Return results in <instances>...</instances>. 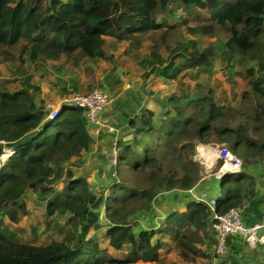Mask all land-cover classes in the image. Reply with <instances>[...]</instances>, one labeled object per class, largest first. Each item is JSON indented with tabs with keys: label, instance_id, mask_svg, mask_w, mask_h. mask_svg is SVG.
Returning a JSON list of instances; mask_svg holds the SVG:
<instances>
[{
	"label": "trees",
	"instance_id": "trees-1",
	"mask_svg": "<svg viewBox=\"0 0 264 264\" xmlns=\"http://www.w3.org/2000/svg\"><path fill=\"white\" fill-rule=\"evenodd\" d=\"M177 9L186 17L207 12L214 25L187 28V33L220 34L222 58L230 70L234 65L246 67L247 89L241 92L239 104H219L208 92L185 104L178 96L164 97L171 109L156 121L152 111L142 110L139 127L128 120L135 134L144 135L139 151L128 144L120 146L111 180L95 198L86 179L71 171L60 190L48 187L71 158L80 157L91 145L92 132L83 110L63 104L48 120L43 102L36 104L32 85L13 92L0 90V157L6 148L12 150L0 163V212L17 223L25 208L22 196L37 191L50 195L47 216L70 214L81 229L68 242L41 246L13 242L0 229V264H154L166 246L195 256L201 253L196 245L204 244L209 234L215 245L207 207L190 199L183 212L165 213L161 200L164 194L181 193L202 181L201 165L194 159L197 145H223L242 167L264 169V0H0V50L20 45V56L27 51L32 64L63 59V66L77 67L82 59L108 60L104 51L108 37L122 42L162 31L152 40L149 57L154 71L173 80L178 71L209 68L215 55L214 47L199 51L192 40L170 47L181 34L166 18L158 22L157 17L173 16ZM183 25H188L186 18ZM161 48L167 51L165 59ZM177 57L181 63L174 69ZM204 151L199 160L203 161ZM220 165L219 161L217 168ZM259 204L253 176L241 170L220 178L217 213L238 210L246 226H252L263 218ZM100 206L109 248L127 247L122 259L110 257L96 239L86 238L91 228L99 227L90 210ZM153 211L156 219L160 214L163 219L148 220V228L134 231L135 217ZM237 238L227 237L228 255L220 264L232 262L240 252ZM212 257L217 259L214 253Z\"/></svg>",
	"mask_w": 264,
	"mask_h": 264
},
{
	"label": "rangeland",
	"instance_id": "rangeland-1",
	"mask_svg": "<svg viewBox=\"0 0 264 264\" xmlns=\"http://www.w3.org/2000/svg\"><path fill=\"white\" fill-rule=\"evenodd\" d=\"M163 17L181 34L180 37H174L170 47H173L176 42L187 44L192 40L196 43L199 51L208 46L215 48L213 63L209 68L178 71L173 80L161 76L156 70L154 71L149 57L150 47L152 40L158 38L162 31L136 35L122 42L108 37L105 39L104 46V51L109 57L108 60L82 59L77 67L63 66V59L48 61L45 64H32L28 60L27 51L20 56V45H18L0 50V90L13 92L32 85L36 89L34 93L36 104L39 105L42 101L45 110L48 103L59 105L69 95L86 94L94 89H100L113 99L112 104L102 112V120L119 129V147L128 144L138 151L141 141L144 140V135L135 134V129L129 126L128 120L133 121L136 128L139 127L141 125L140 114L142 110L148 109L154 113L153 120L156 121L163 116L165 110L171 109L170 106L165 105L164 97L166 96H178L185 104L189 99L212 92L213 100L219 104L238 105L241 92L247 89L246 67L234 65L233 70H230L228 63L222 58L221 45L224 39L220 34L202 36L187 33V28L214 25L209 20L208 13L200 11L198 16L186 17L181 10L177 9L173 16L159 15L158 22H161ZM185 18L188 21L187 26L183 25ZM129 48L132 50L129 51ZM160 54L164 59L167 57V51L164 48L160 49ZM180 63L181 60L177 57L173 64L174 69H178ZM102 134L101 137H97L96 143L91 142L89 148L80 157L71 158V161L64 165L60 176L50 181L48 187L56 191L60 190L67 180L66 172L71 171L75 177L80 176L87 179L90 185L89 191L95 198H99L104 193L114 172L113 168L104 162L110 145L108 136ZM206 146H196L200 147L198 158L200 153L205 150L203 152L204 163L200 160L204 165H201V176L214 179L218 170L216 169L217 162L212 164V158H207V155L215 148V145H210V150L205 149ZM196 158L195 149L194 159L196 160ZM262 169L261 171L264 172ZM116 178L123 181L121 177L117 176ZM219 183L220 179L215 185L218 191ZM216 196H218L217 193L211 195L207 192L208 199ZM169 197L164 199V203L161 204V210L165 213L179 210L182 207L178 205L180 198ZM49 198V194L44 196L37 191L25 193L21 199L25 208L18 213L17 223L10 222L6 215L0 212V229L4 235L13 242L35 246L47 245L52 242H68L72 237H77L80 234V225L72 221L70 214L46 215V204ZM154 212L135 217L134 231L148 228L146 225L148 220L155 219L152 223L160 222L155 218ZM90 213L97 218L99 227L91 228L86 238L96 239L105 253L108 249L107 255L112 258L124 256L127 247L115 251L109 248L106 242L104 233L107 229V222L104 219L102 206L90 210ZM160 213L162 212L160 211ZM211 239L212 236L209 234L208 240L205 239L204 244L196 245L201 253L195 256L182 255L173 246H166L160 252V261L154 264H210L209 258H214L212 256L215 248V245L209 242Z\"/></svg>",
	"mask_w": 264,
	"mask_h": 264
},
{
	"label": "built area",
	"instance_id": "built-area-1",
	"mask_svg": "<svg viewBox=\"0 0 264 264\" xmlns=\"http://www.w3.org/2000/svg\"><path fill=\"white\" fill-rule=\"evenodd\" d=\"M112 102L113 99L110 95L100 89H94L86 94L69 95L67 98H64L59 105L48 103L45 106V111L47 112V119L52 120L57 116V113L63 104L71 105L83 110L92 135L96 138L102 133L108 136L110 146L108 153L105 156V161L107 165L113 168L117 164L120 151V132L118 128L106 124L101 118L104 109L110 106ZM200 147H196L197 156ZM204 148L210 150L209 146ZM211 152L215 155V161L217 163L219 161L221 162V165L217 168L218 170L215 174L217 179L222 178L227 173H237L242 170L241 160L233 155L225 146L215 145V148L212 149ZM11 155L12 150L10 148L5 149L0 157V163L4 162V160ZM196 160L200 165H203L198 158H196ZM184 193H186L191 200L208 208L211 221L210 228L215 239L214 254L216 257L222 256L226 252V239L229 236L241 238L251 249H254L257 246L264 247V231L262 230L263 226L261 223H255L250 227L245 226L241 220L240 212L235 209L228 210L223 214L217 213L215 211V198L208 199L207 192L203 189H199L198 184L188 188ZM162 219L163 216L160 214L158 220L161 221ZM214 262L215 259H213V263Z\"/></svg>",
	"mask_w": 264,
	"mask_h": 264
},
{
	"label": "crops",
	"instance_id": "crops-1",
	"mask_svg": "<svg viewBox=\"0 0 264 264\" xmlns=\"http://www.w3.org/2000/svg\"><path fill=\"white\" fill-rule=\"evenodd\" d=\"M96 139L97 138L92 135V142L93 143L97 142ZM83 153L84 152H82L81 155ZM104 162H106L105 157H104ZM261 169L262 168H260L259 165H251V166H243L242 167L243 172H246L247 174L254 177V181L256 184V196L261 202V204H259V206H258V211H260L263 214L262 221L259 223L262 224V226H263L262 230L264 231V203L262 201V197L264 196V172H262ZM86 181H87V179H86ZM218 181H219V179H216L215 177H214V179L213 178L209 179L207 177L206 178L203 177L202 181L198 183V188L207 191L211 195H214V193L218 194L219 191L215 188V185L218 184ZM87 183H88V181H87ZM89 186L90 185L88 183V187ZM183 194H185V195L183 196ZM163 196H165L163 198V200H161L162 198L159 199V201L161 200V204H163L164 199L166 200V198H168L169 196H171L173 198L177 196L178 198H180L181 200H180V203H178V205H180L182 207L179 210H177L179 212L184 211L185 203L190 200V197L188 195H186V193H184V191L181 193L171 192L169 194H164ZM241 218H242L243 224L246 226L245 219H243L244 217H241ZM247 227H250V226H247ZM237 239H238L237 245L240 246V252L237 255L233 256L232 262L228 260L227 264H233V262H235L236 264H264V247L257 246L256 248L251 249L246 245V243L241 238H237ZM124 254H125V251H124ZM227 255H228V250H226V252L222 256L217 257V259L215 260L214 263L212 262L213 261L212 259H214V258L210 257L209 258L210 264H220V262L223 261ZM123 257L124 256L118 257L116 259H122Z\"/></svg>",
	"mask_w": 264,
	"mask_h": 264
},
{
	"label": "bare ground",
	"instance_id": "bare-ground-1",
	"mask_svg": "<svg viewBox=\"0 0 264 264\" xmlns=\"http://www.w3.org/2000/svg\"><path fill=\"white\" fill-rule=\"evenodd\" d=\"M207 156H208L207 158H212L211 159V163L213 164L215 162V155H214V153L210 151V152H208V155ZM208 161H210V159H208Z\"/></svg>",
	"mask_w": 264,
	"mask_h": 264
}]
</instances>
